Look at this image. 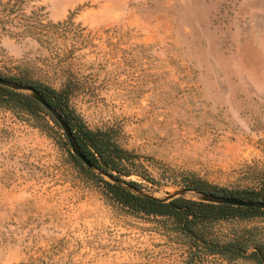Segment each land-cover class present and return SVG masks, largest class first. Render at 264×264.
<instances>
[{
  "label": "rangeland",
  "instance_id": "1",
  "mask_svg": "<svg viewBox=\"0 0 264 264\" xmlns=\"http://www.w3.org/2000/svg\"><path fill=\"white\" fill-rule=\"evenodd\" d=\"M8 1L0 76L66 89L132 153L142 176L125 180L159 198L264 194V0ZM65 142L45 112L0 100V264H255L203 243L264 246V216L199 222L196 239L114 201Z\"/></svg>",
  "mask_w": 264,
  "mask_h": 264
},
{
  "label": "trees",
  "instance_id": "2",
  "mask_svg": "<svg viewBox=\"0 0 264 264\" xmlns=\"http://www.w3.org/2000/svg\"><path fill=\"white\" fill-rule=\"evenodd\" d=\"M20 4L21 0H9L8 2L1 5L2 9L10 14L14 12V10L17 9ZM18 15L20 16V20L23 15L21 12ZM38 18L39 17L34 14L31 16V20H24L26 22V24H24L26 29L36 30L40 27H43L41 19ZM32 20L40 27L29 24V22ZM8 79L17 80L11 77ZM22 82L30 84L38 89L44 99L64 116V119L73 132L75 140L81 151L94 165L106 172H109L112 175H115L117 178L124 179V177L131 175L142 176L140 170H138V164H136L132 158V153L121 148L113 140L109 130H92L88 128L81 118L74 112V110L68 106V93L66 89L56 90L40 82L23 80ZM0 100L13 102L31 114L38 113L39 111L45 112L52 118L56 125H59L45 110V108L41 106V104L22 92H18L0 85ZM65 144L68 145L67 140ZM72 158L78 166L87 170V172L91 173L93 176L102 181L109 190L114 201L117 203L130 208L133 211L141 212L146 215L172 217L180 224V229L182 232L196 237V239H202L193 230V227L199 222L230 219L246 220L258 216H264V209L236 207L225 204L217 205L186 199L183 197L175 198L169 202H159L134 194L120 185L104 180L101 176L96 175L89 168L84 166L76 156L72 155ZM127 182L135 187H139V184L134 181ZM194 188L209 192L204 184H198ZM224 195L245 200H264V194H262L260 191L251 189H245L237 193H229ZM203 244L209 249L210 252L213 253H232L235 256L245 257L255 264H264V246L260 243L249 244L246 240H244V238H230L221 245L212 243L211 246H208L205 242ZM21 264H47V262L44 260H38L28 263L24 262Z\"/></svg>",
  "mask_w": 264,
  "mask_h": 264
},
{
  "label": "water",
  "instance_id": "3",
  "mask_svg": "<svg viewBox=\"0 0 264 264\" xmlns=\"http://www.w3.org/2000/svg\"><path fill=\"white\" fill-rule=\"evenodd\" d=\"M0 85L10 88L12 90L18 91V92H22L30 96L32 99H34L39 104H41V106L45 108V110L59 124L68 142V145L71 148L73 155L76 156L78 160L82 162L84 166L89 168L96 175L101 176L102 178L106 177L109 182L120 185L134 194H137V195H140L146 198H150V199H153L159 202H163V203L169 202L178 197H183L186 199H191V200L201 201V202L211 203V204H217V205L225 204V205H232L236 207L264 209V200L253 201V200L239 199L236 197L219 195L213 192L199 190L197 188H184V189L176 190L173 193L167 192L166 196H164L163 198L156 197L152 195L151 193H148L139 187H135L129 184L126 180L122 178H117L115 177V175H112L109 172H106L102 170L101 168L97 167L96 165H94L86 157V155L81 151L80 147L78 146L75 140L73 132L71 131L69 125L64 119V116L55 107L50 105L44 99V97L39 92V90L36 89L34 86L27 84V83L20 82V81L3 78L1 76H0ZM187 196H190V198H187Z\"/></svg>",
  "mask_w": 264,
  "mask_h": 264
}]
</instances>
